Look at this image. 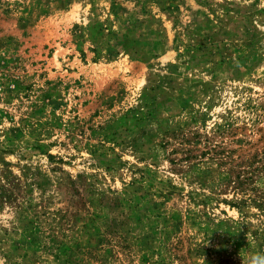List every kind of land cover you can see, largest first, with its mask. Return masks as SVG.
<instances>
[{"label":"rangeland","instance_id":"rangeland-1","mask_svg":"<svg viewBox=\"0 0 264 264\" xmlns=\"http://www.w3.org/2000/svg\"><path fill=\"white\" fill-rule=\"evenodd\" d=\"M264 254V0H0V264Z\"/></svg>","mask_w":264,"mask_h":264},{"label":"clouds","instance_id":"clouds-1","mask_svg":"<svg viewBox=\"0 0 264 264\" xmlns=\"http://www.w3.org/2000/svg\"><path fill=\"white\" fill-rule=\"evenodd\" d=\"M249 264H264V254L253 255Z\"/></svg>","mask_w":264,"mask_h":264}]
</instances>
